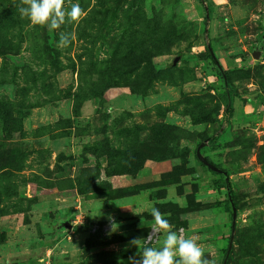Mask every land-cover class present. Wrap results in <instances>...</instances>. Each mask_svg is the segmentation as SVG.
Listing matches in <instances>:
<instances>
[{
    "label": "rangeland",
    "instance_id": "1",
    "mask_svg": "<svg viewBox=\"0 0 264 264\" xmlns=\"http://www.w3.org/2000/svg\"><path fill=\"white\" fill-rule=\"evenodd\" d=\"M71 4L49 30L0 0V264H129L152 206L214 264H264V0Z\"/></svg>",
    "mask_w": 264,
    "mask_h": 264
},
{
    "label": "clouds",
    "instance_id": "2",
    "mask_svg": "<svg viewBox=\"0 0 264 264\" xmlns=\"http://www.w3.org/2000/svg\"><path fill=\"white\" fill-rule=\"evenodd\" d=\"M21 5L19 12L22 16L29 18L35 25L47 26L49 30L59 29L67 21L76 22L83 15L79 4H71L70 8H66L65 0H21ZM59 43L68 46L70 34H62ZM148 211L154 223L146 238L129 241V245L137 247V253H140L128 257L129 264H214L205 257L204 250L195 239L186 237L182 231L173 230V225L156 206ZM161 234L164 235L162 247L149 246ZM40 264H44L43 260Z\"/></svg>",
    "mask_w": 264,
    "mask_h": 264
},
{
    "label": "water",
    "instance_id": "3",
    "mask_svg": "<svg viewBox=\"0 0 264 264\" xmlns=\"http://www.w3.org/2000/svg\"><path fill=\"white\" fill-rule=\"evenodd\" d=\"M263 53H264V45H261L260 48H255V49L253 50L252 55H253L255 58L259 59V58H261V56L263 55ZM213 55H214V54H213ZM175 62H176V59L174 60V63H175ZM206 142H208V140L205 141V142H203V143H201V144L198 146V148H197V150H196V154H197L198 158L200 159V161H201L202 163H204L208 168H210L211 170L216 171V172H218V173H221V174L224 176V179H225V182H226V188H227L228 197H229L230 203H231V205H232L233 219H234V221H235V219H236V214H237V210H236V206H235V204H234L233 198H232V185H231L230 176H229V174L227 173V171H225V170L219 168L217 165H215L214 163H212L210 160H208L206 157H204V156L201 154V148H202V146H203ZM67 227L71 228V224L68 223V224H67ZM229 248H231V247H229Z\"/></svg>",
    "mask_w": 264,
    "mask_h": 264
},
{
    "label": "trees",
    "instance_id": "4",
    "mask_svg": "<svg viewBox=\"0 0 264 264\" xmlns=\"http://www.w3.org/2000/svg\"><path fill=\"white\" fill-rule=\"evenodd\" d=\"M210 57L214 60V62L217 63V58L215 57V55H213L212 53H210ZM196 157L197 159L200 161V159L198 158L197 154H196ZM209 160V159H208ZM201 162V161H200ZM212 162V161H211ZM213 163V162H212ZM201 164H203L204 166H206L204 163L201 162ZM210 169V168H209ZM211 172L215 173V174H218V175H221V178L217 181V183L220 185V186H223V187H226V182H225V179H224V176L221 174V173H218L216 171H213L210 169ZM228 196V195H227ZM232 198H233V201H234V197H233V189H232ZM228 205H229V208L231 209V212H232V205L230 203V200H229V197H228V201H227ZM234 204H235V201H234ZM236 206V204H235ZM225 254H227V250H225Z\"/></svg>",
    "mask_w": 264,
    "mask_h": 264
}]
</instances>
